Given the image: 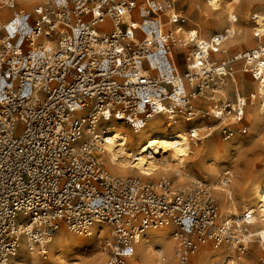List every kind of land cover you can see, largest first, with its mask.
<instances>
[{"label":"built area","instance_id":"built-area-1","mask_svg":"<svg viewBox=\"0 0 264 264\" xmlns=\"http://www.w3.org/2000/svg\"><path fill=\"white\" fill-rule=\"evenodd\" d=\"M179 1L0 3L11 10L0 18V264H18L22 239L46 257L62 223L79 234L108 224L105 264H126L139 235L167 224L176 264H193L210 242L240 252L252 238L264 243V228L250 227L251 212L220 219L206 180L174 187L165 176L118 175L103 163L114 120L134 129L157 116L180 121L199 142L250 130L245 114L254 93L230 98L224 80L237 60L258 78V66L246 63L257 48L215 58L227 34L202 38L186 25ZM176 25L188 28L183 44Z\"/></svg>","mask_w":264,"mask_h":264},{"label":"bare ground","instance_id":"bare-ground-1","mask_svg":"<svg viewBox=\"0 0 264 264\" xmlns=\"http://www.w3.org/2000/svg\"><path fill=\"white\" fill-rule=\"evenodd\" d=\"M4 1L6 0H1L0 3ZM17 1H20L25 7H29L32 3L34 4V2L40 0H16V2ZM182 1L184 0H180L175 3V6H180ZM239 1L240 0H211L210 4H200V2L188 0V11L191 13L196 8L199 10V22L204 26L205 32L203 31V33H201L199 29L198 30L200 32L194 27L191 29L198 31L199 34L203 36H206H202V38H207L212 34L211 31L207 30L209 19L216 18L219 25L216 32L220 33L223 29L225 34H227V39L222 44V48L225 45L236 41L245 42L248 40H254L253 38L256 37L264 39V11L262 13L259 12L252 15V19H255L252 23L248 22V25L245 26L246 28L241 29L239 27L237 29L235 22H237L238 18L233 13V4L238 3ZM252 1L256 3L259 2L260 4L264 3V0ZM224 11H227L226 20L222 17ZM175 29L180 35L182 41L183 37L186 39L185 35L188 28L184 27V25H176ZM255 33H257V35ZM246 63H252L253 66L257 65L261 72V75L258 78L254 77L251 73L255 84V92L254 98H252V101H249V103L252 104V123L256 126L262 120V117H264V45L257 49V57ZM227 79L228 78L224 80L226 88L229 85L232 86V84H234L236 85L235 88H237V91H241V88L245 85L244 82L240 81L239 76L234 75V73L229 82H227ZM161 120L162 118L157 116L148 121L144 127L138 129H134L129 124L120 120H114L108 124L106 128L108 131L109 142L106 144V151L102 154V160L105 167L112 173L118 175L136 173L141 177H151L156 176L161 172H165L171 174L178 182L184 184L195 181L196 178L185 172L183 169L184 160L196 149V146H193V141L190 140L185 133L186 128L184 127V123H181L180 121H171L168 123L166 121L165 123ZM211 148L212 147L208 150H211ZM231 173L232 172L229 168L219 167L215 165V163L206 166L205 174L209 178L210 182L206 181L213 190L211 192L214 193L215 198L219 202L220 219L228 218L233 220L234 217L232 216L236 215L238 216H236L237 219H240L245 216L246 212H251L252 218L250 219L249 224L253 230H256L255 228L258 227L264 228V176L254 177L245 181L241 187L242 195L240 194V202H237L233 197L229 183ZM202 181L204 180H197L195 184ZM179 187L187 188L185 185ZM238 203L241 204L240 207L238 206ZM100 224L106 223L96 222L92 226V229L94 228L95 232L92 230L90 232L92 235L95 233L99 237V235L104 234L106 229H101ZM155 228L158 227H150V229H147V233L139 235L138 241L135 245L136 250L140 249V251H142V256L146 264H161L160 262L162 259L160 258V251L157 253L155 251V253L151 254L154 243H158L162 250L170 249L175 243V240H173L172 237V232L170 235V230L173 229L172 224L159 226L158 230H155ZM109 229L110 226L108 225V230ZM90 238L92 239V237ZM91 239L85 240L74 237L71 241H65L66 248L58 250L55 247L54 250H57L55 254L57 258L50 263L44 262L39 257L40 255L38 253L30 251L27 248L25 240L22 239V241H20V247L18 248L17 254L14 256V260L18 264H78V261L75 255L73 256L71 250L86 244V242L88 243ZM64 240H67L66 237L58 235L55 243H61ZM255 241V238H252L249 245L253 244ZM259 245L261 251H264V243L259 242ZM234 246L235 245L232 243H222L216 245L215 247H211V245H207L206 243L202 246V249H200V253L198 252V255H194L195 260H207L211 255L217 254L226 259V264H236L237 260L232 258V253L234 252L233 250L236 247ZM104 252L106 255L105 250ZM150 257H152V259ZM99 259L98 255H94L90 261H88V264H99ZM207 263L209 262L207 261Z\"/></svg>","mask_w":264,"mask_h":264},{"label":"rangeland","instance_id":"rangeland-1","mask_svg":"<svg viewBox=\"0 0 264 264\" xmlns=\"http://www.w3.org/2000/svg\"><path fill=\"white\" fill-rule=\"evenodd\" d=\"M1 1V0H0ZM32 1V0H31ZM200 2V4L207 3L205 0H193ZM35 3V2H34ZM259 3V2H258ZM252 0H240L238 3L233 4V13L237 16L238 20L236 23L237 29L240 27L241 29L246 28L245 26L248 25V22L252 23L254 19H252V15L255 13H262L264 11V3L258 4ZM33 4V3H32ZM31 4V5H32ZM208 4V3H207ZM18 7L24 6L21 4L20 1H17ZM180 8H184V13L187 15L189 21L187 22V26L197 28L203 33L204 26L199 22V10L196 8L191 13L188 11L189 4L188 0H184L181 2ZM197 10V11H196ZM11 14V10L7 7L2 8L0 10V18L5 19L9 17ZM223 15V16H222ZM221 16L226 20L227 19V11H224V14ZM247 17V18H246ZM249 19V20H248ZM207 26V30L211 31V33L217 31L218 20L216 18L209 19ZM198 30V31H199ZM199 31V32H200ZM223 31V29H222ZM205 32V31H204ZM251 34V32H250ZM201 35V34H200ZM203 35H201L202 37ZM206 37V36H203ZM254 40H248L245 42H233L231 44H227L223 47V50L215 53L214 56L217 59H226L230 58L234 53L240 52V51H248L252 48H260L264 45V39H260L259 37L253 38ZM180 61L182 62V65H184V53H181L179 56ZM234 66V75L239 76V79L241 82H244V87L241 88V91H237L236 85L232 84V86H228L226 88L227 90V96L230 98H235L237 95H246L248 96L251 92H255V84L253 82V78L251 76V73L249 71H244L245 67L247 66L244 62V60H237L233 62ZM244 69V70H243ZM184 70V67L182 68V71ZM236 73V74H235ZM230 77L227 79V82L230 81ZM234 85V87H233ZM252 101V100H251ZM249 103V102H248ZM251 106L252 104L249 103L246 109V116H245V124H248L250 126V130L248 133H238L236 136L229 140H223L217 135H213L209 137L208 139H205L202 142H197L195 140H192L193 146H196L195 151L186 157L184 160V166L183 169L185 172L193 175L196 180L192 181L188 184H184L181 182H178L177 179L172 177L171 174L161 172L156 176L151 177H142L143 179L151 180L152 182L158 181L163 176L167 177L173 184L174 187H179L182 185H185L187 188L193 187L197 180H207L209 181V178L207 177L206 173V166L209 164H214L219 167L229 168L231 170V177H230V186L233 193V197L237 202H240V194L242 195V185L245 181L250 180L254 177L264 176V117H262V120L258 123V125H254L252 123V116H251ZM163 122L166 123V119L162 118ZM128 127V126H126ZM129 128V127H128ZM212 140V141H211ZM216 141V142H214ZM211 142V143H210ZM210 147L211 150H208ZM215 147V148H214ZM215 150V151H214ZM213 151V152H212ZM210 155V157H209ZM208 162V163H207ZM205 167V168H204ZM108 169V168H107ZM205 171V172H204ZM132 175H138L136 173H133ZM139 176V175H138ZM178 178V177H177ZM211 191H213L211 189ZM213 197L215 198L214 193L212 192ZM215 201L218 204L219 211H220V205L218 200L215 198ZM238 206L240 207L241 204L238 203ZM237 216V215H236ZM236 216H232L234 218H237ZM101 229L104 228L105 232L104 234L96 235L93 233L89 234H79L72 230H70L65 223H62L59 228L55 231L53 238L51 239L49 245H48V253L46 257L39 256L44 262L50 263L54 260H56V251L54 250L55 247L59 249L66 248V242L68 240H72L75 238H82L85 240L92 239L86 242V244L76 247L72 249L73 256L75 255L78 264H88V261L94 256H99V264H105V252L103 249L104 241L106 237H109L110 229L108 230L107 224H100ZM251 227V226H250ZM159 228V227H158ZM158 228H155V230H158ZM263 227L255 228L256 230L261 229ZM150 229V228H149ZM154 229V228H151ZM93 232H95V229H92ZM148 230L145 232L147 233ZM172 229L170 230L171 235ZM109 233V234H108ZM144 233V234H145ZM58 235H62L63 237H66L67 240H64L62 242L64 243H55L56 238ZM66 235V236H65ZM94 236V237H93ZM72 237V238H71ZM98 237V238H97ZM95 238V239H94ZM94 239V240H93ZM98 240V241H97ZM255 242L251 245L248 244V247L245 251L240 252L235 246V249L233 250L234 254L232 253V258L237 260L236 264H264V251L260 249L259 245V239L255 238ZM57 245V246H55ZM95 245V246H94ZM158 243H154L152 246V253H156L160 251L161 253V264H176L175 257H174V246H172L170 249L162 250L160 245L158 246ZM205 245V244H203ZM201 245L199 249L196 251L195 254H197L200 249H202ZM207 245H211V247H215L216 245L212 242L207 243ZM159 253V254H160ZM200 253V252H199ZM102 256H101V255ZM195 254L192 255V262L193 264H226V259L222 258L221 255H211L207 260L201 259L195 260ZM198 255V254H197ZM55 257V258H54ZM152 259V257H150ZM53 259V260H52ZM211 259V260H210ZM223 259V260H222ZM207 261L209 263H207ZM228 261V260H227ZM222 262V263H221ZM126 264H146L144 261V258L142 256V251L140 249H135V252L133 256H131ZM153 264V263H148Z\"/></svg>","mask_w":264,"mask_h":264}]
</instances>
